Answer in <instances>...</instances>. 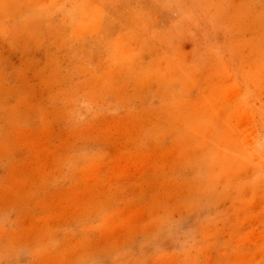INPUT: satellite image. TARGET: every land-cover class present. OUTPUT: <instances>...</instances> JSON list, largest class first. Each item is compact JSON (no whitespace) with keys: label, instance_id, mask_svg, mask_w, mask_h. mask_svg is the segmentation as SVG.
Masks as SVG:
<instances>
[{"label":"rangeland","instance_id":"374dc122","mask_svg":"<svg viewBox=\"0 0 264 264\" xmlns=\"http://www.w3.org/2000/svg\"><path fill=\"white\" fill-rule=\"evenodd\" d=\"M0 264H264V0H0Z\"/></svg>","mask_w":264,"mask_h":264}]
</instances>
